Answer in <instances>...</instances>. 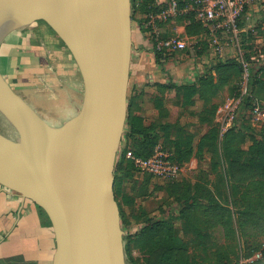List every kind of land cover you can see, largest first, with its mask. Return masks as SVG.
<instances>
[{
    "label": "water",
    "instance_id": "water-1",
    "mask_svg": "<svg viewBox=\"0 0 264 264\" xmlns=\"http://www.w3.org/2000/svg\"><path fill=\"white\" fill-rule=\"evenodd\" d=\"M42 20L73 56L84 97L60 126L46 123L0 73V184L49 216L52 264H126L113 192L126 122L132 52L131 0H0V42Z\"/></svg>",
    "mask_w": 264,
    "mask_h": 264
},
{
    "label": "trees",
    "instance_id": "trees-1",
    "mask_svg": "<svg viewBox=\"0 0 264 264\" xmlns=\"http://www.w3.org/2000/svg\"><path fill=\"white\" fill-rule=\"evenodd\" d=\"M157 8L155 0H131V19L134 20V13L138 11L145 21L147 13L157 11ZM246 12L247 10L241 15L238 25L241 28L243 57L249 63V84L235 119L240 120L238 126L226 129L220 136L219 125L214 121V112L220 105L217 101L221 99L220 94L225 89L228 78L238 73L242 75L239 60L218 64L215 72L212 70L213 75L202 73L192 83L176 85L170 81L165 86L174 89L178 99L182 96L183 103H191L193 95L204 101L200 119L208 122L210 127L195 146L193 135L185 128L164 120L168 113L161 108L162 102L155 105L157 117L146 123L140 101L135 103L127 95L125 134L136 146L134 156L148 157L157 144L166 143L173 146L172 159L178 165L194 156L198 166H202L201 160L208 153L210 170L200 171L204 174L200 176L202 182H170L163 189L157 204L160 214L151 215V210L146 206L141 207L137 218L144 217L142 224L131 235L127 233L123 237L126 264H196L190 256L188 245L176 239V230L171 223L174 218L181 221L182 229L188 231L187 233H191L189 230L193 229L191 234L197 237V244L204 252L208 250V245L215 247V263L240 264V259H244L248 261L247 264H264V241H260L264 239V122L257 129L251 126L245 116L253 98L264 104V64L259 68L250 66L251 56L255 55L256 36L253 35L254 28H247L244 19ZM179 18L184 20L185 16ZM136 21L142 30H147L142 21ZM168 21L171 19L166 22ZM260 26L262 23L256 24L255 28L259 30ZM201 32L202 28L197 23L184 26V34L187 36H197ZM200 51L198 50L199 53ZM260 53L264 56V43ZM164 57L168 55L155 53L157 63H161V58ZM213 97L219 99L215 100ZM247 142L248 145L244 147ZM162 147L165 150L170 149L166 145ZM130 165L123 166L122 159H116L113 172V192L121 227L125 229L123 205H134L138 197L148 198L152 193L149 190L150 174L141 184H134L130 194L122 193L125 178L132 177L135 172V167ZM209 172L214 174L213 178H209ZM154 187L160 188L156 185ZM169 195L179 205L175 217L172 213L169 215L170 211L166 214V210L162 209ZM239 238H245L241 249ZM224 240L233 241L231 248L218 249L224 245ZM134 250L136 254L133 253ZM234 251L232 259L229 252ZM257 253L260 254L259 257H255Z\"/></svg>",
    "mask_w": 264,
    "mask_h": 264
},
{
    "label": "crops",
    "instance_id": "crops-1",
    "mask_svg": "<svg viewBox=\"0 0 264 264\" xmlns=\"http://www.w3.org/2000/svg\"><path fill=\"white\" fill-rule=\"evenodd\" d=\"M163 2L165 0H155L158 8ZM173 22V19L157 21L161 36L166 33L164 23L168 27ZM180 28L184 32V26ZM132 40L129 79L134 77L136 81L145 122L149 123L157 117L155 105L162 102L161 108L168 113L164 120L185 128L193 135L195 146L210 127L208 122L200 119L204 101L193 95L191 103H183L182 96L179 95L178 99L174 89L165 87L170 81L182 85L195 80L185 81L181 77L184 69L169 57L161 58V63H157L148 31L142 30L139 25L132 28ZM260 57L251 56L250 66H262L263 54ZM0 62L6 65L2 73L12 77L11 82L18 95L46 123L60 126L77 114L84 97L82 76L73 56L51 28L48 30L35 22L11 40L1 42ZM237 122L234 119L232 125L238 126L240 123ZM198 127L204 130L195 140L192 131L193 128L197 131ZM222 134L219 133L220 136ZM247 145L248 142L244 147ZM209 160V154L205 153L201 165L204 161L208 165L198 166L197 158H190L193 169L191 182H202L200 176L204 174L200 171L210 170ZM208 176L213 178L214 174L209 172ZM54 251V232L47 213L31 199L0 184V264H52Z\"/></svg>",
    "mask_w": 264,
    "mask_h": 264
},
{
    "label": "rangeland",
    "instance_id": "rangeland-1",
    "mask_svg": "<svg viewBox=\"0 0 264 264\" xmlns=\"http://www.w3.org/2000/svg\"><path fill=\"white\" fill-rule=\"evenodd\" d=\"M246 14L247 15L245 16L244 19L246 21L247 28H254V34L253 35L256 36L255 37L256 48L254 50L255 51L254 56L260 59L261 58L260 57V54H261L260 50H261L263 43H264V0L257 1L254 5H252L248 9ZM142 18H143V15L140 12L137 11L134 13V20L132 21V28L133 29L138 26V22L136 20H140V21H142L141 23H143L144 18L143 19ZM173 21H174L173 23H169L170 25L168 27H167L168 24L164 23V25H166L165 26L166 27L165 28L166 33H163V35H162L163 38L178 36V35L180 37L184 36V32L181 31L180 26H185V22L182 19H180L179 16L177 18L173 19ZM35 22L40 24V25L42 24V26H44L48 30L50 29V27L47 26L42 20L33 21V22L29 23L27 26L23 27L22 29L28 28L31 24H33V23L35 24ZM260 23H262V26H260V28L258 30L255 28V25L260 24ZM22 29L11 32L1 42L11 40V38L13 36H15L18 32L22 31ZM187 42L190 45L186 49L178 50V51H175L172 53L171 52L167 53L169 59L170 60L172 59L171 61L178 62V64L181 65V67L184 69V73L181 74V77L183 79H185V81H187V82L197 80L198 76H200L202 73H209V74L213 75L212 70H214V72H215V67L218 64H222V63H225V62H228L231 60L238 61V58H237V51L238 50L233 45L228 44L222 52L216 53L215 50L212 49L209 46V44L206 42V40H204V39L190 38ZM241 49H242V47H241ZM198 50H201L200 53L198 52ZM242 53H244L243 49H242ZM4 67H6V65H4V62H0V73H1L2 77L10 85V87L13 89L14 93L18 94L15 91L16 90L15 86L11 82L12 77L10 75L2 73L3 71H5ZM7 68H8V66H7ZM241 81H242V75L240 73H238V75L236 74L233 77L230 76L228 78L227 84L225 85L226 86L224 89L225 91L220 94L221 99L218 100L217 103L222 105L228 99L236 98L241 91ZM136 88H137V85H136V81H134V77L133 78L130 77L129 84H128V94H127L128 98H131L132 100H134L135 103L136 102L139 103L140 94L137 93ZM241 103H240V105H241ZM261 104H263V103H261ZM263 107H264V104H263ZM239 109H240V107H238V109H237L236 116H238ZM249 109H247L245 116L247 119H249V123L251 124V126L258 129L259 126L255 125L250 118ZM214 120L219 125V122H218L219 117H218V114L216 112H214ZM239 121L240 120H238L237 123H240ZM232 124L230 126H228L226 129L232 127L233 126ZM188 129H189V127H188ZM226 129H224L222 131L220 128V125H219V133L220 134L222 132H224ZM193 130L194 131H192V132H193L195 140H196L199 137V135L203 132L204 129L198 127L197 131L195 130V128H193ZM126 131H127V127L125 124L123 135H122L120 146H119V150L117 153V160L122 159L123 166H131L130 164H132V166L135 167V169H134L135 172H134L133 176L130 178H125L124 184L122 186V193L130 194L131 190H132V186L134 184H137V185L141 184L142 180L145 179L146 176L149 175V173L140 170L135 165L133 159L129 156V154L133 155V151L136 148V146L134 145L133 140L128 135L125 134ZM189 132H191V131H189ZM0 134L5 136L6 138H8L10 140H13V141H16L18 138V132L16 131V129L11 125V123L1 113H0ZM162 145H166V147H169L170 149L169 150L167 149V150L170 152L173 151V149H174L172 145H168L166 143H164V144L162 143L161 146ZM122 152H124V153H122ZM206 164L208 165L207 161L206 162L204 161L202 163V165H204V166H206ZM179 166H181L182 168L186 166L185 171H181L179 173V175L176 178H174L173 180H163L159 177H156V176H153L150 174L151 175V177H150L151 184L149 185V190H152V193L148 196V198L147 197H144V198L138 197L136 199L134 205H123V210L125 213V221H126V229L122 227L123 234H124L123 237L127 233H130V235H131L142 224L144 217L143 218L142 217L137 218V216L139 215V212L142 209L141 207L146 206L149 210H151L150 211L151 215L160 214V207H157V204L159 202V198L163 194V189L167 188V186L170 182H173V181L180 182V180L191 182L193 169L190 165L189 160H184L183 162H180ZM154 185H156L158 187L160 186V188L154 187ZM145 198H147V200H144ZM162 207H163L162 209L166 210L165 211L166 214L168 211H170L169 215L172 213V216H174V217L178 214L179 205L174 201V198L171 197L170 195L166 199V201L164 202ZM171 223L176 230L177 241L181 242V243H185L188 245L189 250H190V256L192 258H194L196 264H218V263H215V256H216L215 247L208 245V250H206L204 252L203 248H201L197 244V242H198L197 237H195V235L193 236L191 234L193 232V229L189 230L191 233H187L188 231H185L184 229H182L181 221L178 220L177 218H174ZM198 226L200 227V224ZM201 231H202V229H201ZM244 241H245V238H239L240 249L243 248ZM260 241L263 242L264 239H261ZM223 244L224 245L219 246L218 249L219 248L220 249L221 248L222 249L229 248L231 246V244H233V241L224 240ZM239 252L241 253L242 251H239ZM133 253L136 254L135 250L133 251ZM234 253H235V251L233 253L229 252V256H231L232 259H234ZM241 262H242V264H247L248 261H246L244 259H240V263Z\"/></svg>",
    "mask_w": 264,
    "mask_h": 264
},
{
    "label": "built area",
    "instance_id": "built-area-1",
    "mask_svg": "<svg viewBox=\"0 0 264 264\" xmlns=\"http://www.w3.org/2000/svg\"><path fill=\"white\" fill-rule=\"evenodd\" d=\"M259 0H165L157 11H150L142 25L147 28L149 41L154 53L167 54L186 49L190 38L204 39L216 53L222 52L230 44L237 48V58L242 66L241 91L236 98L228 99L217 107L219 125L223 131L230 126L237 117L236 112L248 90L249 63L244 59L241 43V28L238 25L243 12ZM185 16L186 24L197 23L202 32L197 36H172L163 38L160 35L158 22H166ZM249 114L252 122L260 126L264 122V107L257 98L251 100ZM129 156L142 171L163 180H173L182 171L172 159V152L157 144L148 157ZM257 257L259 254L256 255ZM242 264V262L240 263Z\"/></svg>",
    "mask_w": 264,
    "mask_h": 264
}]
</instances>
